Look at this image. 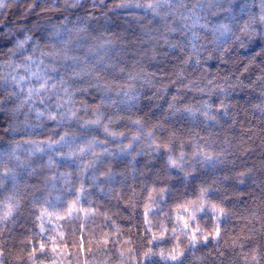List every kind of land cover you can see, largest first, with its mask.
Returning a JSON list of instances; mask_svg holds the SVG:
<instances>
[{
	"label": "trees",
	"instance_id": "1",
	"mask_svg": "<svg viewBox=\"0 0 264 264\" xmlns=\"http://www.w3.org/2000/svg\"><path fill=\"white\" fill-rule=\"evenodd\" d=\"M45 257L264 264V0L0 3V264Z\"/></svg>",
	"mask_w": 264,
	"mask_h": 264
},
{
	"label": "rangeland",
	"instance_id": "2",
	"mask_svg": "<svg viewBox=\"0 0 264 264\" xmlns=\"http://www.w3.org/2000/svg\"><path fill=\"white\" fill-rule=\"evenodd\" d=\"M4 0H0V3H2ZM159 251H158V256L159 257H162L164 254H165V252H160V250H162V247H160L159 249H158ZM167 255H168V253H167ZM170 255V257H172V255L171 254H169ZM34 264H58V261L55 259V258H40L39 259V261L37 262V263H34Z\"/></svg>",
	"mask_w": 264,
	"mask_h": 264
},
{
	"label": "snow or ice",
	"instance_id": "3",
	"mask_svg": "<svg viewBox=\"0 0 264 264\" xmlns=\"http://www.w3.org/2000/svg\"><path fill=\"white\" fill-rule=\"evenodd\" d=\"M46 83H47V82L45 81V84H42V85H41V88L45 87ZM30 92H31V90H30ZM193 239H195V237H193ZM175 258H176V257H173V259H175Z\"/></svg>",
	"mask_w": 264,
	"mask_h": 264
}]
</instances>
